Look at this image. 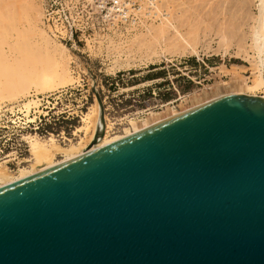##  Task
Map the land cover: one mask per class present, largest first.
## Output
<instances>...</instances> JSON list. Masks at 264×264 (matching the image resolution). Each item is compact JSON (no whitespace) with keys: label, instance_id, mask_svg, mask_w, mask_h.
Returning <instances> with one entry per match:
<instances>
[{"label":"water","instance_id":"95a60500","mask_svg":"<svg viewBox=\"0 0 264 264\" xmlns=\"http://www.w3.org/2000/svg\"><path fill=\"white\" fill-rule=\"evenodd\" d=\"M0 264H264V98L222 96L0 188Z\"/></svg>","mask_w":264,"mask_h":264},{"label":"rangeland","instance_id":"374dc122","mask_svg":"<svg viewBox=\"0 0 264 264\" xmlns=\"http://www.w3.org/2000/svg\"><path fill=\"white\" fill-rule=\"evenodd\" d=\"M14 1L23 17L0 19V91L22 90L25 77L53 58L77 81L0 105V162L9 160L11 171L29 165L31 136L54 137L63 146L76 142L96 91L117 132L152 112L180 110L202 92L215 95L220 84L226 94L223 84L255 77L250 32L258 0H161L172 25L163 16L113 18L97 0ZM21 29L29 32L25 38Z\"/></svg>","mask_w":264,"mask_h":264},{"label":"bare ground","instance_id":"6f19581e","mask_svg":"<svg viewBox=\"0 0 264 264\" xmlns=\"http://www.w3.org/2000/svg\"><path fill=\"white\" fill-rule=\"evenodd\" d=\"M258 1L259 3L257 5V8L259 14L254 18V24L252 25L250 32V49L252 53L250 57L253 62L251 64L254 65L255 68V77L252 83H244L242 85L238 84L233 86L223 84L225 88L229 89V92L226 94H222L220 92V84L217 88L218 93H216L215 95H210L209 92H202L201 94H198V96L194 97L195 99L192 100L191 104L185 103V106H179L180 110L167 107L163 112H152L146 119L131 121L130 126L124 128L122 131L117 132L113 131L114 129H116V124L112 122L109 115L105 112V135L96 144H94V140L99 128L102 126V121L101 105L99 104V101L95 96L96 102L90 108V111L83 117V125L79 129H77V132H81L82 134L76 142H72L68 146H63L62 144L58 143L54 137H51L49 139H42L38 136L29 137L30 151L32 155L31 159L27 161L30 162L29 165L22 166L18 169V171L15 172L9 169V166L7 165L8 161L0 162V188L25 180L36 174L50 170L60 164L83 156L87 152L97 150L104 146L118 142L124 138H127L128 136H131L138 132H142L143 130H147L157 124H160L161 122H164L165 120L179 116L182 113L193 110L222 96H246L247 94H251L250 96H258V93H260V97L264 98V0ZM151 5H153L152 11H158L160 13L162 12L164 20H170L169 25H172L170 19L171 14L170 12H168L170 10L167 11V9L164 10L162 8L163 5L161 0H154ZM108 15H111L110 10L108 11ZM18 16L23 17V12L19 14L17 13L15 9V1L11 2V0H0V19L13 22L18 18ZM175 28L177 29L178 27ZM31 29L34 28H32L31 26ZM28 33L29 32L21 29L19 31V36L21 38H25ZM49 39L47 38L46 40L48 50L50 47ZM184 43L185 45L187 44L188 47H192L186 40H184ZM184 43H181V45ZM240 47L244 48L241 44ZM191 49L195 51L194 48ZM49 57H47L48 60L52 59ZM47 58L45 59L47 60ZM52 60V65L30 72L24 79L25 88H23L22 90H17L12 93H5L0 91V105L7 102L14 103L19 97L27 98L32 91L36 95L50 93L77 81V79H75V77L71 75L70 71L65 66L66 64L63 65L55 58H53ZM29 106L30 104H27L26 107L29 108ZM58 156L62 157V159H59Z\"/></svg>","mask_w":264,"mask_h":264},{"label":"built area","instance_id":"2783aa9c","mask_svg":"<svg viewBox=\"0 0 264 264\" xmlns=\"http://www.w3.org/2000/svg\"><path fill=\"white\" fill-rule=\"evenodd\" d=\"M97 2L103 10L107 11V16L120 20L137 21L143 18L157 20L163 16L162 12L152 11L153 5L151 4L154 0H97ZM109 10L111 15H108ZM6 161L9 162V160Z\"/></svg>","mask_w":264,"mask_h":264}]
</instances>
